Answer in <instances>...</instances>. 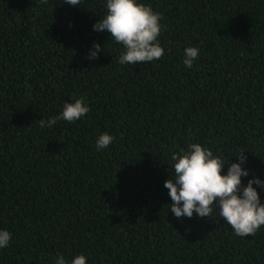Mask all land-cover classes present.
I'll use <instances>...</instances> for the list:
<instances>
[{
	"label": "trees",
	"instance_id": "trees-1",
	"mask_svg": "<svg viewBox=\"0 0 264 264\" xmlns=\"http://www.w3.org/2000/svg\"><path fill=\"white\" fill-rule=\"evenodd\" d=\"M106 2L0 0V264H264V225L240 237L223 218H177L164 187L191 143L225 175L243 148L242 185L264 180V0H139L163 15L165 51L136 65L93 30ZM80 97L90 111L75 123L36 122ZM104 132L115 139L98 150Z\"/></svg>",
	"mask_w": 264,
	"mask_h": 264
},
{
	"label": "clouds",
	"instance_id": "clouds-1",
	"mask_svg": "<svg viewBox=\"0 0 264 264\" xmlns=\"http://www.w3.org/2000/svg\"><path fill=\"white\" fill-rule=\"evenodd\" d=\"M48 0H40L47 4ZM72 6L80 5V0H63ZM106 14L93 26L94 31H107L110 40L123 46L118 57L121 65H136L137 62H153L164 55V48L159 43L163 25V15L139 0H107ZM104 48L97 42L90 51L89 60L99 59ZM199 56V49L187 47L183 64L191 68ZM90 108L85 98L80 97L72 103H65L58 116L45 121L40 119L41 128L51 127L59 120L75 123L86 116ZM115 137L107 132L101 133L96 139L98 150L108 148ZM246 150L241 148L235 154L238 163H231L227 174H222L225 165L220 155H214L210 148L200 143H191L187 150L181 148L172 155L174 169L171 178L165 181L164 187L169 190L172 203L170 211L177 217L223 218L240 237L255 236L264 225V202L261 201L257 185L264 188V180L254 177L248 180L247 186L242 185V177H248L250 171L243 164L247 162ZM219 209V217L214 213ZM12 234L8 230H0V249L10 245ZM85 255H76L69 262L63 254L54 257V264H86Z\"/></svg>",
	"mask_w": 264,
	"mask_h": 264
}]
</instances>
